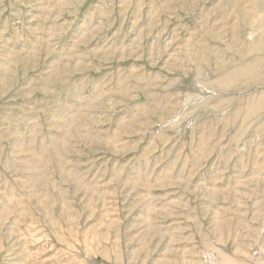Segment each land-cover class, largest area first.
<instances>
[{
    "label": "rangeland",
    "instance_id": "374dc122",
    "mask_svg": "<svg viewBox=\"0 0 264 264\" xmlns=\"http://www.w3.org/2000/svg\"><path fill=\"white\" fill-rule=\"evenodd\" d=\"M0 264H264V0H0Z\"/></svg>",
    "mask_w": 264,
    "mask_h": 264
}]
</instances>
